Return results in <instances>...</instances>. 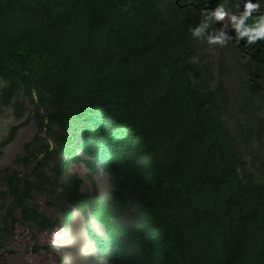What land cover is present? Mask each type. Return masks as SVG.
Wrapping results in <instances>:
<instances>
[{
  "label": "trees",
  "instance_id": "16d2710c",
  "mask_svg": "<svg viewBox=\"0 0 264 264\" xmlns=\"http://www.w3.org/2000/svg\"><path fill=\"white\" fill-rule=\"evenodd\" d=\"M261 32L264 0H0V152L34 129L0 254L80 219L104 264H264Z\"/></svg>",
  "mask_w": 264,
  "mask_h": 264
},
{
  "label": "rangeland",
  "instance_id": "374dc122",
  "mask_svg": "<svg viewBox=\"0 0 264 264\" xmlns=\"http://www.w3.org/2000/svg\"><path fill=\"white\" fill-rule=\"evenodd\" d=\"M231 16L224 18L225 23L232 21ZM235 19V18H233ZM11 119L9 111L0 112V140L7 134V128ZM34 135V129L31 125L23 128L16 141L8 146L3 152H0V167L10 164L14 156L22 149L25 142L29 141ZM76 172L85 175L87 170L84 166H76ZM98 184L101 189L107 188V178L105 175L98 177ZM90 184L87 183L85 189H89ZM37 238L44 244L55 247L56 252L42 251L34 254L28 250V245L34 244L32 235L29 231L19 229L17 237L14 241L13 251L3 250L0 254V264H59L57 255L63 254L65 264H104L97 261L94 249L87 240L80 219H77L70 233L63 234L59 231L41 232Z\"/></svg>",
  "mask_w": 264,
  "mask_h": 264
},
{
  "label": "clouds",
  "instance_id": "9594fccd",
  "mask_svg": "<svg viewBox=\"0 0 264 264\" xmlns=\"http://www.w3.org/2000/svg\"><path fill=\"white\" fill-rule=\"evenodd\" d=\"M218 14H219V16H221V17L223 18V20H224V18H225L226 16H228V15H223L222 13H218ZM260 35H264V32H261Z\"/></svg>",
  "mask_w": 264,
  "mask_h": 264
}]
</instances>
